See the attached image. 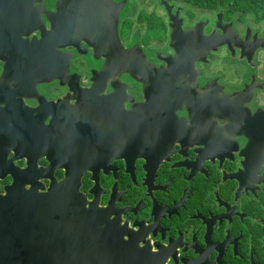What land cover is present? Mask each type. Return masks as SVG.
Here are the masks:
<instances>
[{"label":"flooded vegetation","instance_id":"af4514ba","mask_svg":"<svg viewBox=\"0 0 264 264\" xmlns=\"http://www.w3.org/2000/svg\"><path fill=\"white\" fill-rule=\"evenodd\" d=\"M52 2L0 0V195L70 181L133 264H264V18L113 5L123 72Z\"/></svg>","mask_w":264,"mask_h":264},{"label":"water","instance_id":"95a60500","mask_svg":"<svg viewBox=\"0 0 264 264\" xmlns=\"http://www.w3.org/2000/svg\"><path fill=\"white\" fill-rule=\"evenodd\" d=\"M120 4L126 12L128 0H53L49 6L63 44L78 49L82 42L96 55L114 56L118 68L130 72L141 59L119 42L113 5ZM176 37L175 30L170 46L178 49ZM102 214L70 181L50 185L46 192L11 185L0 195V264H133L126 231L103 224Z\"/></svg>","mask_w":264,"mask_h":264},{"label":"trees","instance_id":"16d2710c","mask_svg":"<svg viewBox=\"0 0 264 264\" xmlns=\"http://www.w3.org/2000/svg\"><path fill=\"white\" fill-rule=\"evenodd\" d=\"M205 11L221 10L240 16L264 18V0H165Z\"/></svg>","mask_w":264,"mask_h":264},{"label":"rangeland","instance_id":"374dc122","mask_svg":"<svg viewBox=\"0 0 264 264\" xmlns=\"http://www.w3.org/2000/svg\"><path fill=\"white\" fill-rule=\"evenodd\" d=\"M138 1L140 2V4H139V6L136 7V9L134 11L135 12L134 15H133V10L131 13V17H132L133 21L136 19L135 16L139 12L137 9L141 8L147 13H150L152 11V3H153L152 0H138ZM233 14H235V13H233ZM235 15H237V14H235ZM139 30H141V31L144 30L143 25L137 26L136 22H133V31L135 32V31H139Z\"/></svg>","mask_w":264,"mask_h":264}]
</instances>
